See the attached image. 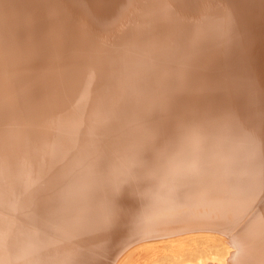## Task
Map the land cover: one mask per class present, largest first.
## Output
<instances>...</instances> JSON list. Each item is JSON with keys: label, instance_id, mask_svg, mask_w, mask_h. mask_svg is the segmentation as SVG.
I'll return each mask as SVG.
<instances>
[{"label": "bare ground", "instance_id": "obj_1", "mask_svg": "<svg viewBox=\"0 0 264 264\" xmlns=\"http://www.w3.org/2000/svg\"><path fill=\"white\" fill-rule=\"evenodd\" d=\"M56 1L57 5L44 12L56 21L55 25L52 24L54 28L58 27L57 23L61 27L64 21L68 25L69 31L63 33L62 41L67 42L70 32L78 31L84 32L86 41L88 35L92 38L95 36L98 38L96 40L112 41L106 42L111 47L104 57V65L118 67L120 73H123L122 79L127 80L120 84L118 95L123 91L133 96L132 102L136 104L132 113L135 114V119L141 116L144 123V127H138L143 129L140 133L132 130L131 133L125 132V138L129 136L125 142H135L138 139L137 142L140 143L146 126L162 106H167L168 109L169 131H175L178 121L193 117L200 119L202 131L198 140L192 143V147L191 143L184 145L179 156L188 154L186 156L196 158L193 170L199 176H188L184 167L178 169L179 175L162 173L157 180L136 194L146 195L149 192L153 195L147 210L144 206L134 213L131 210L120 211L112 225H99L98 220L104 211L103 204L100 203L103 200H100L105 182H112V177L122 173L117 172L113 176L112 170L106 172V178L103 175H95L96 178L93 176L101 160L109 159L113 154V142L108 132L120 130L112 120L114 117L105 108H109V105L101 106L97 103L107 75L98 80L89 78L86 87L81 90V85L78 90V98L82 101L85 99L87 105L83 106L87 107V118L77 133H91L92 139L87 147L80 143L82 149L79 148L72 155L74 158L85 159L86 164L79 167L82 170L70 166L68 169L73 170L61 173L59 169H55L57 172L53 169L51 171L49 168L52 166L48 168L47 163L53 154L61 150L59 147L62 148L56 142L57 136L52 135V125L61 122L64 124L62 129L68 131L65 118L69 107L65 102V93L69 82L65 77L75 72L74 61L75 64L79 63L78 56L83 52L64 57L55 48L51 50L53 55L50 54L55 56L52 57L54 59L50 58L52 61L45 63V67L39 66L42 64L40 61L43 58L44 43L35 41L33 34L26 35V39L22 37L23 43L18 42L14 36L18 17L28 11L23 12L24 8H34L27 13L30 16L25 19V24L30 21V26L33 27L37 23L34 19L40 15L39 8L36 7L38 0H0V42L4 35L10 37H6L7 40L3 43L9 62L5 69L3 59L0 61V87L1 84L11 85L19 78L25 79L20 88L25 98L13 94L6 98L5 104L16 105L17 98L31 99L29 96L39 91L38 95L35 94L36 99L38 97L36 101L13 106L15 117L20 112V121L17 120L14 124L15 119L8 118L1 122L2 128L6 127L7 131L0 133V264H76L75 259L81 249L78 248L80 236L87 239L86 244L94 250L88 253L95 254L98 264H213L208 262L209 255L215 250L219 253L224 249L225 255L221 256L219 264H264V205L260 209L249 211L256 197V194L247 192V182L252 178L244 174L250 172V169L240 177L242 172L237 164L244 156L248 160H254L259 142L261 145V136L264 135V124H260L261 111L264 110V81H255L257 87L254 86L251 95L254 103L247 110L243 106L240 92H244L243 83L246 77H250V69H243L244 72L233 76L231 80L230 73L226 72L234 65L231 54L237 49L230 47L233 43L242 56L241 66L250 61L248 49L255 45L259 52L257 60L264 64V26H261L264 0H153V4L146 5L130 0ZM107 3L116 6L110 7ZM196 7V12H189ZM178 8L187 11L186 15L179 13ZM225 8L229 10L223 13ZM62 11L65 15L63 20L60 19L61 24L57 13ZM114 11H117L115 15ZM193 16L197 20L192 23L196 29L190 36L198 38L205 31V37L211 34V37L218 40L217 47L212 52L203 54L204 56L198 55L205 51L203 48L199 51L192 49L190 54L191 48L186 41L184 45L181 44L182 28L189 24ZM223 17L225 21L219 26L217 19ZM54 28L46 33L43 41L49 37L53 40ZM44 29L42 27L39 30ZM126 29L125 36H122ZM133 38L148 41L140 45L121 43ZM239 38L242 44L239 43ZM47 44L52 45V42ZM15 49L18 51L14 52ZM212 53H215L214 60L209 59V54ZM221 56H227L228 61L219 72L223 80L205 82L209 73L216 71L212 67ZM177 59H180L178 64L184 61L189 68L198 66V81H195V85H199L200 91L197 90L198 94L196 92L185 101L168 94L172 83H167V87L163 84L164 90L156 89L154 93L145 87L147 84L149 86L151 78L158 76L161 66H167ZM226 90L232 96L225 93ZM152 94L156 102L148 99ZM223 102L229 106L224 110L226 114L219 115L213 121L219 103ZM70 112L72 113V108ZM35 132L43 133L44 142L32 140ZM210 141L214 142L213 149ZM228 143H233L238 148L233 154L224 156L222 149ZM64 147H67L66 143ZM34 148L40 152L36 165L29 163L24 156L27 150ZM43 160L45 161L42 162ZM135 161L137 162V157L134 156L132 163ZM262 169L264 170V166ZM262 169H259L261 175ZM125 171L120 176V181L124 179ZM96 180L97 184H93ZM259 183L255 178L253 186ZM217 191L220 192L218 197L208 199V193ZM123 198L124 196L120 198L119 208L125 202ZM193 203H198L199 206L191 207L192 210L188 211ZM205 207L207 208L203 209ZM78 209L82 212L81 216L75 214ZM36 213L40 218L39 225L49 227V232L53 235H49L44 248L28 242L37 238L35 235H38L37 230L41 227L28 233L25 232V227L23 232L22 218L27 214L35 216ZM27 219L29 221L32 218ZM136 219H141V223L134 224ZM36 224L30 222L28 227ZM193 232L202 233L192 234ZM132 234L136 238L126 242V235Z\"/></svg>", "mask_w": 264, "mask_h": 264}, {"label": "water", "instance_id": "obj_2", "mask_svg": "<svg viewBox=\"0 0 264 264\" xmlns=\"http://www.w3.org/2000/svg\"><path fill=\"white\" fill-rule=\"evenodd\" d=\"M50 2H55L56 0H49ZM133 3H137V4H141V5H146V4H153L152 1L153 0H130ZM69 0H67L68 3ZM191 2V1H190ZM162 3V1H161ZM55 3L50 4L48 1H39L36 5L37 8H39L40 11V19L42 20L39 24L34 25V31L32 32V34L35 33L34 35V40L35 41H40L39 43H44V47H43V58L41 59L40 63H47L50 62L52 58L51 56H49L50 54H52L51 50L53 49H57L60 52V55H63L64 57H66L67 55L70 54H75V53H80L83 52V54H79V63L75 64L74 61V65L73 67L75 68V72L72 74H69L68 76H66L65 78H68V87L66 88V93H65V102L67 107H69V109L67 111H69V113L67 114V117L65 118V122L67 123L68 126V131H66L65 129H62L64 127V124H62L61 122H56L57 124H54L52 126H54L53 129H51L52 131V135L57 136V143L61 144L62 148L59 147L61 150L55 154H53V156L51 157L50 161H48L47 166L49 168V166H52V168H56L61 170V172L66 171V170H73V168L68 169L70 166L77 168L78 170H82V168L80 169L79 167H84V165L86 164V162L84 161L85 159H80L77 157H73L72 154H74L75 151H77L79 148L82 149V146H86L89 144H91V133L88 132H81V133H77L78 132V128L82 127L85 122H86V118H87V107H83V106H87L85 99L84 101H82L81 99H79V93L78 90L80 89L79 87L82 88L81 90H83V87H86L88 79L89 78H96L97 80L99 78H102L104 75L106 76V79L101 87V92L99 94V105H104V106H108L109 108L105 107L107 111H109V115L113 116L114 118L112 119L113 122L115 121V124L117 126L120 127L119 131H114L113 132H108V135L111 136L110 138L112 139L111 141L113 142V151H112V155L111 157H109V159L107 158L106 160H101V164H98L97 172H94L93 176L96 177L103 175L102 177H107L104 176L106 174V172H111L113 170V176L117 173V172H124V170H126L129 166L135 164L132 163V157H137V151H138V147H139V141L137 142L138 139H136V141L134 142H125V140L127 139V136L125 138L124 133L129 131V133L132 132H142L143 129L142 128H138V127H144V123L142 122V117L140 116L139 118L135 119V114L132 113V111H134V104L132 101L133 96H131V94L129 93H125L123 91H121L120 96L118 95V88L120 86V84H124L126 83V78H123V73H120V69L118 67H114L113 65H109L106 66L104 65V57L105 55L108 54L109 48L111 47V45H108V43L106 42H112L110 41H102V40H96L98 38H96L94 36V38L91 37V35H88L87 37V41L85 40V36H84V32L80 33L79 31L76 32H70L71 36L69 37V39L66 41H62V39L64 38L63 33L65 32L64 27L65 26H59L57 28H55L54 31V36L53 40L51 39V37H49L46 41H43L44 39H46V37H40L39 33L36 31V28L40 25H42V27H45V30L49 27L50 25V21L47 20V18L45 17V15H43L45 12V10H47L48 8L51 9L55 6ZM63 4V3H62ZM28 9V11H27ZM31 10H34L33 7H29V8H24L23 12L26 13H22L23 15L22 18H26L28 19L30 15H28L27 13ZM22 12V10H21ZM117 11H114L113 15H115ZM43 15V16H42ZM63 15L64 12L62 11L59 12L58 15V21L62 24V21L60 19L63 20ZM58 24V23H57ZM63 25V24H62ZM209 25V23H208ZM20 26H22L20 24ZM261 26H264V21L261 24ZM26 28V27H25ZM32 29V28H31ZM183 33L185 34V40L187 41V43L190 45L189 47L191 48L190 54H192V49H196L199 51V49L203 48V51L201 54H198L200 56H204L203 54H206L208 52V48L212 47L213 44L208 43L209 46H206L205 41L206 37L212 36L211 34H209L208 36L205 37V31L202 33L201 36H199L198 38H193L192 36H190L191 32H194V29H196L194 27L193 24H186L185 26H183ZM262 29V28H261ZM191 30V32L189 33V31ZM127 29L125 30V32L123 33L122 36H125L124 34L126 33ZM223 31V30H222ZM22 33H27L28 30L25 31H20ZM38 33V34H37ZM204 35V36H203ZM224 35V34H223ZM22 36V35H21ZM121 36V37H122ZM203 36V37H202ZM6 35L3 36V40L0 42V61H2L3 59V65L6 69V64L9 62V59H7L8 56V52L6 49V46L3 44L5 41V39L7 40V38L9 39L10 37H7ZM51 41L52 45H48L47 42ZM202 41V42H201ZM209 41V40H208ZM234 41V39H233ZM202 43L204 45V47H202ZM235 46V44L233 43V45H230V47ZM235 49H237V51L234 54H231L233 58H231L233 61L237 62V59H239V55L240 52L238 53V48L235 46ZM18 49H15L14 52H17ZM53 55V54H52ZM230 55V54H229ZM235 56V57H234ZM55 57V56H53ZM51 58V59H50ZM44 60V61H42ZM180 59H177L176 61L174 60L172 63L168 64L167 66H161V68L158 70V76H156L155 78H151V83H149L145 86L146 88H150L151 91H153V93L155 92L154 90H159V91H163L164 90V85H166L167 83H174V85L171 87L170 91L168 92L169 95L178 98L179 100H187L188 97H190L191 95L195 94L199 90L198 88V84L195 85V81H198V77L196 75V72L198 70V66L188 67V64H186L184 61L180 64H178L177 62ZM52 61V60H51ZM228 61L226 60V57H219V60L217 61V63L212 67L215 68L216 71L212 74L209 73L208 78L205 80V82H210V81H214L217 76H215L216 74H219L220 71L223 70V68L226 66L224 64H227ZM62 66H64V64L62 63ZM218 72V73H217ZM1 76H3V74H1ZM196 79V80H195ZM22 81H25V79H18L15 83L9 85H3L1 84L0 87V133H5L6 127L5 129L2 128V120L4 119L7 120L8 118H10V120L15 119L14 120V124L17 123V120H21V115L20 112L18 114L17 117H15L13 111V106H23L27 103H29L30 101H36L38 99H36V95L39 94L35 93L34 95H30L29 97H31V99H29L27 97V99H24L25 97L23 96V94H21V83ZM7 83V81H6ZM178 83V84H177ZM164 84V85H163ZM167 87V85H166ZM167 89V88H166ZM40 90V89H39ZM37 92V91H36ZM10 93V94H9ZM171 93V94H170ZM15 95L16 97L19 96L20 98L24 97L23 99H18L17 104L14 105V103L10 104H5L6 98H9L10 95ZM81 94V93H80ZM198 94V92H197ZM154 94L150 95V97L148 99H150L151 101H155L156 102V98L155 96H153ZM35 97V98H34ZM155 99V100H154ZM159 99H157L158 101ZM156 104V103H155ZM72 108V113L70 112V109ZM263 112V110L261 111ZM22 114V113H21ZM139 116V114H138ZM9 120V121H10ZM6 122H3V124ZM136 127V128H134ZM126 134V133H125ZM4 135V134H3ZM49 136V135H48ZM264 135L262 134L261 136V145L260 142L258 144V148H257V156L254 160H250L249 163L247 162V159L245 158L244 160H242V165L245 167V169H250L249 171L252 173V175L250 172H247V174L249 176H253V178L251 179V181H248V185L249 188L247 190L248 193L252 194H257L258 193V198H262L264 197V177L259 174V169L261 167L264 166ZM44 137L43 133L41 134L40 132H35L34 133V137H33V141L35 142H39V140H41L42 142H44ZM263 137V138H262ZM28 147L30 146V141L28 142ZM67 144V147H64V144ZM81 143V145H79ZM188 145V144H187ZM58 148V149H59ZM80 150V149H79ZM119 152H118V151ZM121 150V151H120ZM33 150L30 151H26L25 153V159L30 163H34V165H36V159L38 157H40L39 153L37 152V156H30V153ZM187 151V149H186ZM188 154L182 155L178 160V164L179 169L180 168H189L190 170H192L195 166L194 160L196 158H194L193 156H186ZM185 156V157H184ZM132 163V164H130ZM186 165V166H185ZM50 169V168H49ZM103 170V171H102ZM57 172V171H55ZM104 172V174H102ZM71 173V172H70ZM122 173L115 175V178H111L112 183H117L120 182V176L122 175ZM84 175V174H83ZM85 176V175H84ZM255 176V177H254ZM95 177V178H96ZM109 177V176H108ZM257 178L260 181V185L255 188L252 186L254 185V179ZM102 179V178H101ZM104 179V178H103ZM78 183V181H76ZM92 182V181H91ZM96 182H98V180H96L95 182H93V184H97ZM92 184V183H91ZM230 189H232V187H229ZM263 188V189H262ZM181 190V189H180ZM184 190V189H183ZM218 193L220 192H213L212 194H209L208 199L214 200L215 197H218ZM149 194V195H148ZM22 196V195H21ZM153 195H151L149 192L146 195H142V194H138L136 196L129 197L126 195L124 196L123 199H125L122 204V208H119L120 211L124 212L127 210H131L134 212L138 211L139 208L144 207L145 206V210L148 209V204L150 203V201L152 200ZM195 196V195H194ZM193 196V197H194ZM243 196V195H241ZM20 199V196H18ZM183 197V196H182ZM122 199H120L119 202H121ZM95 201V200H94ZM102 201V199L100 200ZM206 201V200H205ZM95 202H99V201H95ZM103 204V201L100 202ZM99 203V204H100ZM212 202H209V204ZM207 204V207H210V205ZM140 205V206H139ZM196 206V207H195ZM199 206L198 203H193L191 206L188 207V205L185 207H188V211H191L192 208L191 207H195L197 208ZM207 207L203 208L206 209ZM132 213V212H130ZM31 221H27L25 223H23V232H24V228H26L25 232H29L32 228L28 227V225L30 224ZM87 222V221H86ZM123 228V226H121ZM35 233V232H34ZM202 232H193L192 234H201ZM37 237V239L39 238L38 236H42V234H38L35 235ZM135 234L132 235H126V237H128V239H126V242L130 241L131 239H134L136 237H134ZM180 236V235H179ZM78 248H88V244H86L87 239L83 238L80 236V239H78ZM70 241V240H69ZM68 241V242H69ZM74 241V240H73ZM101 246V244H100ZM100 248V247H99ZM90 250V253L93 252L94 250L91 248H88ZM88 249L83 253V254H88ZM78 250V249H77ZM93 250V251H92ZM86 256V255H85ZM84 257V256H83ZM83 257L77 256L76 257V264H78ZM73 260V258L71 259ZM89 262V261H88Z\"/></svg>", "mask_w": 264, "mask_h": 264}, {"label": "snow or ice", "instance_id": "obj_3", "mask_svg": "<svg viewBox=\"0 0 264 264\" xmlns=\"http://www.w3.org/2000/svg\"><path fill=\"white\" fill-rule=\"evenodd\" d=\"M167 113V106H162L146 126L138 147L137 162L126 169L124 179L117 183L105 182L102 196L104 211L98 220L99 225H112L118 218L122 196L134 197L162 173L180 174L178 158L182 148L198 140L202 124L198 117H193L178 121L175 131H169Z\"/></svg>", "mask_w": 264, "mask_h": 264}, {"label": "rangeland", "instance_id": "obj_4", "mask_svg": "<svg viewBox=\"0 0 264 264\" xmlns=\"http://www.w3.org/2000/svg\"><path fill=\"white\" fill-rule=\"evenodd\" d=\"M42 1H48L50 4H52V3H54V2H50L49 0H42ZM194 1V0H193ZM57 2V1H56ZM194 3V2H193ZM57 5V4H56ZM195 5V4H194ZM107 6H116V5H114V4H112V3H107ZM121 7L123 8V5H121ZM179 9V8H178ZM177 9V10H178ZM194 9V8H193ZM193 9H191L189 12L190 13H193L194 11L196 12L197 10V7L195 8V10H193ZM229 10V8L228 9H224V12L223 13H226L227 11ZM177 12V11H176ZM178 12L179 13H182V14H184V15H186V13H187V11H183L182 9H179L178 10ZM46 14V18H47V20H49L50 21V25H49V27L45 30H42V31H40L39 29H41L42 28V25H40V26H38L37 28H36V31L39 33V36L40 37H46V33L48 32V31H50L52 28H54V26H52V24H54L55 25V20L53 21V17H50V15H48V13H44L43 15H45ZM58 15H59V12L57 13ZM73 13H69V15H72ZM195 14V13H194ZM23 15V14H22ZM42 15V16H43ZM223 15V14H222ZM221 15V16H222ZM20 17V18H19ZM18 17V27H17V29H16V32H15V38H16V40H18V42H22V40L21 39H23L22 37H24L25 39L28 37V36H26V35H30V34H32V32L34 31V28L35 27H31L30 25H31V23H30V21H29V23H27V24H25V19L26 18H22V16L20 15ZM64 17V16H63ZM264 20V19H263ZM263 20H262V22H263ZM34 21H36L37 23H35L34 25H36V24H38V22H39V24H41L40 22L42 21L41 19H40V15L38 16V18H36V19H34ZM195 21H197L196 20V18H194V16H193V19L191 20V21H189V24H192V23H195ZM224 21H225V17H223V18H220V19H217V22L216 23H218L219 24V26L221 25L220 23H224ZM261 22V23H262ZM20 24L22 25V26H20ZM52 26V27H51ZM56 26H58V24L56 25ZM61 26H65L64 27V29H65V32L67 33L68 31H69V27H68V25L67 24H65V21L63 22V25H61ZM26 27V28H25ZM32 28V29H31ZM56 28V27H55ZM54 28V29H55ZM25 30H28V32L27 33H22V32H20V31H25ZM40 31V32H39ZM64 32V33H65ZM191 32V30L189 31V33ZM37 33V34H38ZM150 33H153V32H150ZM22 35V36H21ZM33 35H35V33L33 34ZM160 35L162 36L163 35V33L161 32L160 33ZM185 34H182L181 35V44H183L186 40H185V36H184ZM193 38H197L196 36H194ZM135 39H137V40H135ZM224 39V38H223ZM209 40V41H208ZM208 40L205 42V44H206V46H209L208 45V43H210V44H213L212 45V47H209L208 48V52L210 53V52H212L216 47H217V44H218V40L217 39H215V38H213V37H211V36H209V38H208ZM148 41V39H146V40H144V41H142L141 39H139V38H133L132 40H128V41H122L121 43H125L124 45H128V44H133V45H140V43H142V44H144V43H146ZM238 41H239V43H241L242 44V42H241V38H239L238 39ZM23 43V42H22ZM186 43H187V41H186ZM232 43V42H231ZM188 44V43H187ZM184 45V44H183ZM188 46H190L189 44H188ZM204 47V46H203ZM234 48H235V46H234ZM241 48V51H242V49H243V46H241L240 47ZM233 49V48H232ZM248 50H250L249 51V57H250V61L247 63V64H245L244 66H241L242 65V62H243V59H242V56H240L239 55V59H237V62L236 61H234V65L233 66H231V67H229V69H228V71H226L227 73H230V80L233 78V76H236V75H238V74H240V73H242V71H243V69H250V72H249V74H250V77H246L245 78V82L243 83L244 85V92H240V95L242 96V99H243V106L248 110V107H249V109H250V105L251 104H253L254 103V101L252 102V99H251V95H252V93L254 92V86H256L257 87V84L255 83V81H257V83H261V82H263L264 81V64L263 63H261L260 62V60H257V57H258V48H257V46L255 45L254 47H252V48H249ZM236 52V51H235ZM51 57H53L52 55H50ZM223 57H226V60H227V56H223ZM235 57V56H234ZM209 59H212V60H214L215 59V53H212V54H209ZM251 59L253 60V61H251ZM39 66H43V67H45L46 65L45 64H40ZM41 71V70H40ZM244 72V71H243ZM220 73L219 74H216L215 76H217V78L216 79H218V81H222L223 79L220 77ZM23 83V82H22ZM25 83V82H24ZM174 85V83H172L171 84V87ZM22 86V85H21ZM171 89V88H170ZM169 91V90H168ZM225 93H227V94H231V92L230 91H228V90H226V92ZM236 93H239L238 92V90H236ZM230 96H232V94L230 95ZM226 97H229V96H226ZM235 97H237V94L235 95ZM262 106H264V105H262ZM229 106H227V103H225V102H223V103H219V105H218V109H217V111H216V115H214L213 117V121H216V118H218L219 117V115H221V114H223V115H225L226 113H224V110L226 109V108H228ZM31 108H33V107H31ZM30 108V109H31ZM264 111V110H263ZM231 112H228V114H230ZM233 113V112H232ZM211 114H212V112H211ZM261 116L262 117H260V124H264V112H262L261 113ZM246 118V117H245ZM182 118H180V120H181ZM259 130V129H258ZM174 131V130H173ZM207 134H208V132H207ZM254 139V138H253ZM210 142H212V144L210 145V147H211V149H213V147L215 146L214 145V142L213 141H210ZM236 144H237V141H236ZM189 145V144H188ZM190 147H192V143L190 144ZM246 147V146H245ZM237 145H235V144H233V143H228L227 145H226V147L224 148V149H222L223 150V153H224V156H228V155H231V154H233L234 152H235V150H237ZM187 149H189V146H187ZM31 150H33V151H31V153H30V156H37V150H35V148L34 149H31ZM34 152H35V154H34ZM192 152V151H191ZM247 153H248V151H247ZM244 155V154H243ZM133 158V157H132ZM207 159V158H206ZM206 159H204V161H205V163H207V160ZM244 159H245V156H244ZM244 159H241L237 164H238V167H239V169H241V172H242V174L240 175V177L243 175V173L246 171V170H248V169H245V167L242 165V160H244ZM45 160H43L42 162H44ZM249 161L250 160H248L247 159V162L249 163ZM41 162V163H42ZM40 163V164H41ZM39 164V163H38ZM39 164V165H40ZM43 164V163H42ZM42 164H41V166H42ZM38 165V166H39ZM51 169V168H50ZM54 171H56L55 169L56 168H52ZM52 169H51V171H52ZM261 169H262V167H261ZM185 173H187V175L188 176H192V177H196V176H199V173L197 172V171H195V170H190L189 168H186V172ZM251 173V172H250ZM263 175V177H264V170L262 169V172H261ZM41 174H43V173H41ZM107 174V173H106ZM106 174L104 175V176H106ZM182 176H183V174H181ZM180 175V176H181ZM247 176V177H250V178H253V176H249V175H252V173L251 174H244V176ZM255 177V176H254ZM103 179V178H102ZM254 182H255V179L253 180ZM85 183H89V181H85ZM260 185V183L257 185V186H252V188L253 187H255V188H257L258 186ZM183 186H185V185H183ZM235 187V186H234ZM263 189V188H262ZM1 196V195H0ZM1 198V197H0ZM195 202V201H194ZM264 205V197H262V198H258V193L256 194V197H255V200H254V202H253V205L250 207V209H249V211L250 210H257V209H260L262 206ZM196 207V206H195ZM79 210V209H78ZM76 215H78V216H81L82 215V212H81V210H79V211H76V213H75ZM37 216V217H36ZM136 216H138V214H136ZM27 218H32V219H30L29 221H31L32 222V224H36V225H31L32 226V228H31V230H32V232H33V230L34 229H39L40 227H41V225H39L41 222H40V218H39V215H37V213H36V215L34 216V215H31V216H28V214L27 215H25L23 218H22V221L25 223V222H27L28 221V219ZM138 218V217H137ZM27 219V220H26ZM141 221V219H136L135 221H134V224L136 223L137 225H138V223H141L140 222ZM34 222V223H33ZM133 222V221H132ZM31 226H29V227H31ZM43 228V229H42ZM49 230H50V228L49 227H41L39 230H37V234H42V236H39V240L37 239V238H35V240L34 241H28L29 243H36V247L37 246H39L38 248H44V246H45V243L48 241V238H49V235H51V236H53L52 235V233H50L49 232ZM89 248V247H88ZM87 248V249H88ZM86 248H81L80 250H79V254L77 255V256H84L83 257V259L79 262L80 264L81 263H83V264H98L97 263V261L95 260L96 258L94 257V255L93 254H90V253H88V254H83L86 250H87ZM218 249V248H217ZM221 250L222 249H224V248H220ZM219 249V250H220ZM232 249V252H234V250L235 249H233V247L231 248ZM225 250V249H224ZM224 250H222V251H220L219 253H218V251L217 250H215L213 253H212V255L210 256L209 255V258H208V262H210V263H213V264H219V259H221V256H223V255H225V251ZM88 251H90L89 249H88ZM217 252V253H216ZM86 255V256H85ZM110 258L108 257V260H109ZM89 261V262H88ZM78 263V264H79ZM100 264H102L101 262H100Z\"/></svg>", "mask_w": 264, "mask_h": 264}]
</instances>
